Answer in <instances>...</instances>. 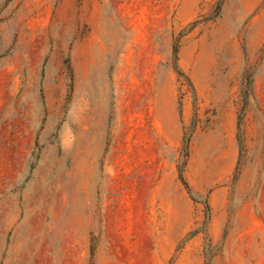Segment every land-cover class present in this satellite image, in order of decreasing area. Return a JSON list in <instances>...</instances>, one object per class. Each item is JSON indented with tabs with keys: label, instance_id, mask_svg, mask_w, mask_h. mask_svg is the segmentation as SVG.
<instances>
[{
	"label": "rangeland",
	"instance_id": "374dc122",
	"mask_svg": "<svg viewBox=\"0 0 264 264\" xmlns=\"http://www.w3.org/2000/svg\"><path fill=\"white\" fill-rule=\"evenodd\" d=\"M244 1L0 0V264H264V0ZM101 27L118 47L91 66L107 88L99 150L85 165L79 147L63 158L68 173L94 177L63 216L36 204L34 183L43 156L48 176V151L62 159L83 128L70 112ZM146 41L158 150L142 146L133 190L115 87L128 50ZM170 116L175 141L158 128Z\"/></svg>",
	"mask_w": 264,
	"mask_h": 264
},
{
	"label": "bare ground",
	"instance_id": "6f19581e",
	"mask_svg": "<svg viewBox=\"0 0 264 264\" xmlns=\"http://www.w3.org/2000/svg\"><path fill=\"white\" fill-rule=\"evenodd\" d=\"M246 1L247 0H245L244 2H246ZM244 4H246V3H244ZM250 4H252V2ZM247 5H249L248 2H247ZM245 9H246V6H245ZM242 11H243V8H242ZM234 18H237V16L235 15ZM242 19H243V17H242ZM234 20H236V19H234ZM97 40H98V43H102L104 46V47H102V52L96 51L94 45H90L89 47L87 46L88 47V48L86 47L87 58H86L85 63H84L85 71L82 75L78 74V76L79 75L81 76V79H80L81 86H80V89L78 91V95H82L83 96L82 100L84 99V101L82 103H80V101H79V104L77 106H75L70 112L71 119H75L78 117H79L78 119H81L80 124L83 125V128L80 127V130L77 132L76 136L73 138L72 137L68 138L65 135L67 138L65 137L66 140L64 143V151L62 152V156H63L62 159H60V160L57 159V152H55L54 150L50 149L48 151L50 168L52 170L48 176H45V166H44L45 156H43L41 164L39 165V169H38L36 179H35V183H34L36 204L38 206H44L48 211L52 210L53 207H56L59 215H63V216L67 215L68 212L79 210V207H80L79 203H80L81 194L85 191L87 193H89V191L91 189V186H90L91 184L88 182V180L90 181L89 178L91 176L94 177V172H95L92 168V170L94 172L92 170H90L92 173L89 175L86 174L84 176L85 172L83 171V169L79 170L78 167L75 166L74 167L75 171L74 172L71 171L70 173H68L63 168L64 167L63 160L65 159V157L67 155L73 153V151H75V150L79 151V149H78V147H79L83 151L82 156L84 155L83 159H82V165H85V163H86L85 157L87 158L90 156V157L94 158V156L97 154V152L99 150L100 138L102 135L101 132L103 131L102 130V126H103L102 121L100 120L101 122H99V120H98L99 117L97 118L98 121L95 119H96L97 115L101 116L102 107H103V104L105 101V96L107 94V88H106V85L104 83V79H103V76L101 74V71H99L98 68L100 67L101 63L103 62L104 53H108L109 47L116 50L118 46L116 45L115 41H113L114 39H112V37L108 34L106 27H101L98 29ZM152 54H153V49L151 46L149 47L147 45V41H146V43H144V45L142 46L141 49H138V50L129 49L126 57L124 58L122 65L120 64L121 65L120 66L121 70L119 73L120 75H119V79L117 81V86L115 85L116 86L115 87L116 93L119 94L121 96V99L123 100L121 107L125 111L124 115L126 116V119H124L125 122L123 123V125L125 126V129H124V132L122 131V133H124V135L127 136L128 146H127V153H126L125 158L127 160L128 169L126 170V172H124L125 176L123 178H124L125 182L127 181V182H129V184H131L133 190L136 189V185H137L136 183H137L138 179L142 178V176L140 175L141 169H139V172L136 170L140 166L141 167L143 166V164H140V162L142 161V159L144 157L142 146L149 142L150 143L149 148H150L151 152L155 149L158 150V142H156L154 139L151 140V136L149 133L150 130L148 132V129H147V118H146L147 114H146V108H145L146 99L148 97L149 82L151 81V77H153V75H152V72H153L152 62L154 59H153ZM92 65H96L98 67L97 70L92 69L91 68ZM6 77L8 80V82H7L8 84H11L13 86L16 83L15 78H13L12 74H7ZM2 87H3V85H2ZM2 87L0 86V88H2ZM2 93H4V92L2 91ZM160 95L162 96V94H160ZM14 96H15V94H13L12 96L9 95V98L13 99ZM117 103H118V101H117ZM158 104L159 103H157V105ZM157 105H156V107H157ZM161 106H162V104H161ZM160 108H162V107H160ZM160 112H161V110H160ZM162 112H164V111H162ZM162 112H161V114H162ZM102 114H104V113H102ZM121 115L118 118H121ZM160 117L161 116L159 115L158 119ZM101 118H103V117L101 116ZM123 118H124V116H123ZM160 119H162V118H160ZM119 120H121V119H119ZM162 121H164V120H162ZM176 127H177V125H176ZM176 127H175V124L173 123V118L171 116L167 120H165L164 124H162L160 122V120L158 122V128H159L160 135L162 136V135L166 134L167 136H169V139L172 141H175L177 139ZM114 135H116V134H114ZM79 136H81L83 138V140H82L83 141V146H82L83 148H81V145L79 142L80 138H78ZM82 151H81V153H82ZM78 153L80 154V152H78ZM136 155H137V158H136ZM155 161H156V159H155ZM137 162H138L139 166H137ZM157 168L159 170L160 165H158ZM96 178H95V180H96ZM71 189H72V193L74 192V198H73V200L69 201L68 195L70 194L69 190H71ZM84 189H85V191H84ZM139 193L141 195L140 198H142L143 191L139 189ZM140 198H138V201H140ZM65 220H66V218H65ZM73 220H74V218H73ZM73 224H74V222H73ZM80 227H82V226H80ZM77 228H79V226ZM64 236H66V235H64ZM21 243H23V242H21ZM22 247H23V245H22ZM23 251H25V250H23ZM38 262H40V261H38Z\"/></svg>",
	"mask_w": 264,
	"mask_h": 264
},
{
	"label": "trees",
	"instance_id": "16d2710c",
	"mask_svg": "<svg viewBox=\"0 0 264 264\" xmlns=\"http://www.w3.org/2000/svg\"><path fill=\"white\" fill-rule=\"evenodd\" d=\"M221 2H222V0H218L217 7L221 4ZM178 179L182 183V185L184 186L186 191L189 192L188 186H187L186 182L184 181V178H183L181 173L178 174ZM204 205H205L206 212H208V210H209L208 205L206 203H204Z\"/></svg>",
	"mask_w": 264,
	"mask_h": 264
},
{
	"label": "crops",
	"instance_id": "0c3cea01",
	"mask_svg": "<svg viewBox=\"0 0 264 264\" xmlns=\"http://www.w3.org/2000/svg\"><path fill=\"white\" fill-rule=\"evenodd\" d=\"M200 260H201L200 257L197 256V258H195V264H203V259H202V261H200Z\"/></svg>",
	"mask_w": 264,
	"mask_h": 264
}]
</instances>
